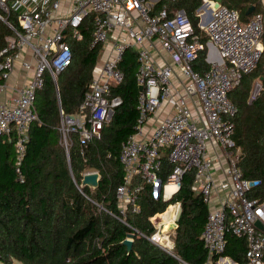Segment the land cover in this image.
<instances>
[{"label":"built area","instance_id":"obj_1","mask_svg":"<svg viewBox=\"0 0 264 264\" xmlns=\"http://www.w3.org/2000/svg\"><path fill=\"white\" fill-rule=\"evenodd\" d=\"M158 1L0 0V19L14 33L0 51V139L15 131L17 172L21 175L19 167L29 131L39 121L34 105L37 93L44 89L46 76L58 90V76L73 62L71 41L84 39L83 30L91 19L92 46L102 47L106 55L97 65L79 112L61 116L60 130L67 151L73 146L72 134H77L82 146L102 139L105 126L123 103L121 97L113 96L114 89L125 81L120 62L127 51L133 50L138 62L136 80L143 90L138 97L136 134L122 146L124 179L117 188L120 214L126 216L129 210L141 213L138 195L143 187H134L137 178L152 186L156 199L160 191L159 198L163 193L168 201L180 191L186 172L193 170V190L210 209L201 237L208 253L206 264H222L224 260L229 261L224 264H238L221 257L229 234L247 241L246 264H264V202L250 197L261 182L244 178L240 169L242 150L235 141L239 109L230 98L243 77L254 73L263 58L264 0H260L262 12L248 22H242L234 9L224 5L215 9L214 2L209 7L204 4L198 11L201 22H206L210 9L213 13L209 23L199 24V34L183 12L171 16L164 9L151 15ZM11 16L17 29L9 22ZM212 45L216 51L210 49ZM204 53L209 69L198 71L195 65ZM18 65L30 76L21 84L10 85ZM9 90L12 97L2 102V95ZM254 90L251 101L262 90L258 82ZM164 106H170L172 113L148 134L149 120ZM212 147L221 153L216 161L211 158ZM165 151L174 169L163 185L159 173ZM219 160L226 162L227 168L218 183L215 165ZM171 185L173 190L168 191ZM169 209L173 210L175 225L180 203L150 218L152 234L134 233L179 264H190L175 253L177 230H165L166 224L158 219Z\"/></svg>","mask_w":264,"mask_h":264},{"label":"trees","instance_id":"obj_2","mask_svg":"<svg viewBox=\"0 0 264 264\" xmlns=\"http://www.w3.org/2000/svg\"><path fill=\"white\" fill-rule=\"evenodd\" d=\"M203 4L204 0H159L151 15L164 9L171 16L183 12L199 34L198 11ZM224 6L236 10L242 22L250 21L263 9L260 0H224ZM253 7V13L247 15ZM9 22L18 28L14 17ZM86 28L82 41H71L73 62L58 76V90L52 78L46 76L44 89L37 93L34 105L39 121L30 128L19 167L21 175L17 172L15 131L0 139V264H179L134 233L137 230L152 234L150 218L175 203H180L183 210L174 237L175 253L190 264H206L208 253L201 237L210 209L193 190L195 171L186 172L180 191L170 201L163 199V193L156 199L152 186L137 178L134 187H143L138 195L141 213L129 210L126 216L120 214L117 188L124 179L122 146L136 134L139 118L138 62L133 50L127 51L120 62L125 81L114 89L113 96L121 97L123 103L105 126L102 139L82 146L77 134H72L73 146L67 151L60 130L61 116L79 112L103 54L102 47L92 46L91 19ZM12 36L13 31L0 19V51ZM203 41L208 40L203 37ZM205 56L206 53L195 65L198 71L209 69ZM262 77L261 60L257 70L243 77L230 98L239 109L235 118V141L242 150L239 166L244 178L261 182L250 197L264 202V80L262 90L251 101L254 81ZM161 160L159 178L165 185L174 166L166 151ZM91 171L100 174L96 189L82 187L84 176ZM134 234L132 249L128 250L124 242ZM247 249L245 239L229 234L221 257L246 264Z\"/></svg>","mask_w":264,"mask_h":264},{"label":"crops","instance_id":"obj_3","mask_svg":"<svg viewBox=\"0 0 264 264\" xmlns=\"http://www.w3.org/2000/svg\"><path fill=\"white\" fill-rule=\"evenodd\" d=\"M214 1L207 0V2H214ZM201 21L202 20L200 19V25H201ZM204 24H205V22H204ZM210 49H212V51H216V49L213 46H210ZM178 75H179V73H178ZM26 76L28 78L30 76V74H27V72H24L21 69V67L18 65L17 66V72L11 76V78L9 80V84L10 85L21 84V83H23ZM12 95H13V92L11 90H9L5 95H2V97H1L2 102L10 99L12 97ZM171 113H172V110H171L170 106H164L156 116L152 117L149 120V122L146 126V131L148 132V134H151L153 129L155 128V126H157L159 124V122L166 115L171 114ZM211 150L213 151L214 147H212ZM220 155H221V153H220L219 149L215 148V151H213L211 153V158L216 161L217 157H220ZM219 162H220V164L216 163V165H215V168H216L215 169V176H216V180L218 183L223 180L224 173H225V170L227 168L226 162H224L223 160H219Z\"/></svg>","mask_w":264,"mask_h":264},{"label":"water","instance_id":"obj_4","mask_svg":"<svg viewBox=\"0 0 264 264\" xmlns=\"http://www.w3.org/2000/svg\"><path fill=\"white\" fill-rule=\"evenodd\" d=\"M211 3H212V2H206L205 5H204V7H209V6H211ZM223 3H224V0H215V1H214V5H213V7H214L215 9H218L221 5H223ZM253 11H254V7L251 8V9L248 11L247 15L252 14ZM212 13H213V9H210V10L208 11V19H207V21L205 22V24H207V23H209V22L211 21V19H212ZM201 24L203 25L204 22H201ZM260 80H261V82H262V81L264 80V78L262 77ZM142 90H143V88H142V87H139V92H142ZM112 116H113V114H112ZM70 118H73V117H70ZM99 183H100V174L97 173V172H92V173H88V174H86V175L84 176V179H83V182H82V187L89 186V187H91V188H93V189H96V188L99 187ZM159 195H160V191L158 192L157 199L159 198ZM168 201H170V200H168ZM182 213H183V210L181 209V210L179 211V213H178L176 223H175V225H174V227H173L174 230H177V229H178V224H179V222H180V220H181ZM258 226L261 227V224L258 223ZM133 238H134V235H130V236H129V239H127V240L124 242L125 245L128 247V250H131V249H132L133 241H132L131 239H133ZM222 260H224V258H222Z\"/></svg>","mask_w":264,"mask_h":264},{"label":"bare ground","instance_id":"obj_5","mask_svg":"<svg viewBox=\"0 0 264 264\" xmlns=\"http://www.w3.org/2000/svg\"><path fill=\"white\" fill-rule=\"evenodd\" d=\"M224 5V3H223ZM222 6V5H221ZM207 19H208V16H207ZM207 21V20H206ZM213 46V45H212ZM214 47V46H213ZM215 48V47H214ZM216 49V48H215ZM221 62V61H220ZM261 88H262V85H260ZM118 87V86H117ZM140 87V86H139ZM168 191H171L173 190V186H168L167 188ZM158 219L161 221V222H164L166 224V228L165 230H171V228L174 227V223H173V210L170 209L168 210V213H166L165 215L163 216H158Z\"/></svg>","mask_w":264,"mask_h":264},{"label":"rangeland","instance_id":"obj_6","mask_svg":"<svg viewBox=\"0 0 264 264\" xmlns=\"http://www.w3.org/2000/svg\"><path fill=\"white\" fill-rule=\"evenodd\" d=\"M204 4H205V1H204ZM203 4V5H204ZM105 55H106V53L105 52H103V54L101 55V59H100V62H102L103 60H104V58H105ZM107 55H108V52H107ZM262 65L264 66V57H263V59H262ZM261 79V78H260ZM259 80V78L257 79V80H255L254 81V84L255 83H257V81ZM258 83L261 85L262 83H261V81L259 82L258 81ZM254 87L256 88V84L254 85ZM254 88V89H255ZM255 91V90H254ZM91 172H97V171H91ZM168 213V212H167ZM225 259V258H224ZM224 261H226V260H224ZM227 262H229V261H227ZM222 264H224L223 262H222Z\"/></svg>","mask_w":264,"mask_h":264}]
</instances>
